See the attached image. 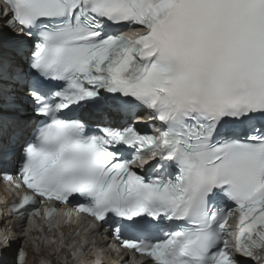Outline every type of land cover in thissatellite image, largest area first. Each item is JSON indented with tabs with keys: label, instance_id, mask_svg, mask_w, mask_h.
Segmentation results:
<instances>
[{
	"label": "snow or ice",
	"instance_id": "1",
	"mask_svg": "<svg viewBox=\"0 0 264 264\" xmlns=\"http://www.w3.org/2000/svg\"><path fill=\"white\" fill-rule=\"evenodd\" d=\"M4 5L0 176L30 190L11 205L19 220L44 216L51 231L61 210L43 200L71 203L63 224L86 214L84 233L98 221L152 264H264V0ZM29 48L26 72L16 58ZM18 90L42 119L12 174ZM145 109L153 133L135 125ZM148 153L159 158L145 169ZM27 257L21 247L15 264Z\"/></svg>",
	"mask_w": 264,
	"mask_h": 264
},
{
	"label": "bare ground",
	"instance_id": "2",
	"mask_svg": "<svg viewBox=\"0 0 264 264\" xmlns=\"http://www.w3.org/2000/svg\"><path fill=\"white\" fill-rule=\"evenodd\" d=\"M15 228V226H14ZM17 247H18V244L17 243H13L11 244V246L5 251V254H6V257H5V260L7 262V264H11L12 261L14 260L15 258V253L17 251Z\"/></svg>",
	"mask_w": 264,
	"mask_h": 264
}]
</instances>
